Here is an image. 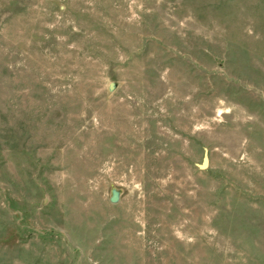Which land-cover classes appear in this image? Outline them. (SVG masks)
<instances>
[{
    "label": "rangeland",
    "instance_id": "rangeland-1",
    "mask_svg": "<svg viewBox=\"0 0 264 264\" xmlns=\"http://www.w3.org/2000/svg\"><path fill=\"white\" fill-rule=\"evenodd\" d=\"M0 264H264V0H0Z\"/></svg>",
    "mask_w": 264,
    "mask_h": 264
},
{
    "label": "water",
    "instance_id": "water-1",
    "mask_svg": "<svg viewBox=\"0 0 264 264\" xmlns=\"http://www.w3.org/2000/svg\"><path fill=\"white\" fill-rule=\"evenodd\" d=\"M110 90H111V88H110ZM206 165H207V158H204L203 163H202V165L200 166V168H201V169H204V168L206 167ZM117 200H118L117 192H116L115 190H113V191L111 192L110 203L115 204V203L117 202Z\"/></svg>",
    "mask_w": 264,
    "mask_h": 264
}]
</instances>
